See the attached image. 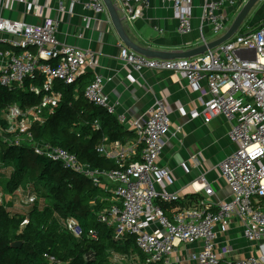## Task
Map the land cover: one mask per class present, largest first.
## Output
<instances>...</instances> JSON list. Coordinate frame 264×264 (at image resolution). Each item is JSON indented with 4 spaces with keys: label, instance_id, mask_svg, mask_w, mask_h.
I'll return each mask as SVG.
<instances>
[{
    "label": "built area",
    "instance_id": "built-area-1",
    "mask_svg": "<svg viewBox=\"0 0 264 264\" xmlns=\"http://www.w3.org/2000/svg\"><path fill=\"white\" fill-rule=\"evenodd\" d=\"M52 1L58 4L61 12L66 3L82 2ZM131 1L136 5L142 0ZM161 1L172 4L177 32H191L192 0ZM27 2L0 0V9H9L13 3L25 5ZM246 2L202 0L201 26L207 25L213 34H221L228 22L226 7L239 10ZM86 6L96 15L106 13L101 0H86ZM141 15V8H128L129 19L135 20ZM56 28V21L50 17L37 25L0 19V34L7 36L1 41L11 48L3 53L6 62L0 68V85L11 90L21 86L32 75H38L43 79L42 89L47 92L42 103L28 110L25 114L27 118L17 125L21 132L28 128V118L40 121L43 108L56 107L60 102L61 94L54 91L56 82L73 86L93 64L91 51L60 44L55 38ZM201 40L206 43L202 33ZM119 60L126 69L179 74L191 86L205 81L207 101L201 111L191 112L190 117L200 118L204 124L222 117L230 126L229 137L236 144V149L219 165L220 174L232 191L230 200L210 201L213 190L203 184L202 189L208 199L200 200L195 207L177 210L171 218L156 204L157 201L172 204L179 200L177 195L164 189L155 190V185L163 186L170 180V172L158 165L164 148L163 137L170 127L166 106L160 101L149 108L143 122L131 123L130 129L136 135L133 143L107 145L106 139H103L97 147L101 155L117 163L119 168L115 170L83 165L76 156L61 148L49 146L43 141L34 142L29 134L26 142L36 154L60 162L64 169L83 175L95 187L112 194L115 203L99 214L100 222L114 228L116 240L132 236L148 264H172L171 256L178 245L192 246L197 243H201L200 250L190 256L189 264H221L222 258L216 251V228L228 226L233 218L241 223L247 242L255 244L263 241L264 19L258 27L237 33L224 44L192 59H147L122 47ZM102 88L103 79L97 75L85 88V99L113 115L120 125L124 124L125 116L116 112L115 106L103 95ZM33 91L37 93L38 89ZM7 116L12 121L24 117L14 107L8 108ZM94 127L99 128L97 123ZM14 143L19 144L20 139H15ZM139 147L140 158L134 160ZM66 228L77 238L82 235L80 226L72 218L66 220ZM89 236H94V233L90 231ZM50 261L53 262L52 259ZM225 264H264V251L261 258L249 257Z\"/></svg>",
    "mask_w": 264,
    "mask_h": 264
},
{
    "label": "crops",
    "instance_id": "crops-1",
    "mask_svg": "<svg viewBox=\"0 0 264 264\" xmlns=\"http://www.w3.org/2000/svg\"><path fill=\"white\" fill-rule=\"evenodd\" d=\"M116 2L121 8L127 7L123 14L127 18L129 38L145 48L182 52L202 45L201 33L206 43L220 35L213 34L207 25L201 26L202 0L191 1L192 29L188 34L177 32V21L169 2L142 0L136 5L131 0ZM262 4L264 8V0ZM134 7L141 8L142 15L131 20L128 18V8ZM226 9L227 28L240 9L236 10L231 6ZM47 17L57 23L55 38L60 44L93 53V64L80 78L88 75L92 81L97 75L102 77L103 95L115 106L117 113L125 116V123L121 124L127 132L124 145L133 143L136 139L135 133L130 129L133 121L143 122L147 111L156 101L166 106L170 127L163 137L164 148L158 165L170 172V180L163 186L155 185V190L164 189L179 198L177 203H172V209L165 211L166 216L171 218L177 210L195 207L200 200L208 199L202 189L203 184L209 185L213 190L210 201L218 203L230 200L232 191L219 170L221 162L236 149V144L229 137L230 126L222 117H216L208 124H204L200 118L190 117L191 112L201 111L207 101L205 81L191 86L179 74L136 71L129 67L126 69L119 60L122 43L107 12L94 14L87 8L86 0L79 4L66 3L63 12L59 11L58 4L52 0H28L25 5L13 3L9 9H0V19L21 21L28 25L41 24ZM263 19L264 13L254 20L255 24L254 21L249 24L250 29L258 27ZM240 32L242 31L239 29L238 33ZM2 38L7 39V36L0 34V48L7 49H0V68L6 62L3 53L11 49L1 41ZM135 153L133 159L139 160L141 147ZM10 198V201L19 199L21 207L26 203H23L20 194ZM29 205L32 206L28 204L23 212L28 210ZM216 233V251L222 258L221 264L262 257L264 240L255 244L247 242L242 234V225L237 219H231L226 227H217ZM200 247L201 243L192 246L178 245L171 256L172 264H189L190 256L200 250Z\"/></svg>",
    "mask_w": 264,
    "mask_h": 264
},
{
    "label": "trees",
    "instance_id": "trees-1",
    "mask_svg": "<svg viewBox=\"0 0 264 264\" xmlns=\"http://www.w3.org/2000/svg\"><path fill=\"white\" fill-rule=\"evenodd\" d=\"M90 83L88 75L73 86L56 82L54 91L61 94L60 102L43 108L40 121L28 118L24 132L17 125L47 94L42 77L32 75L11 90L0 85V195L20 194L25 205L32 204L25 212L13 213L0 203V264H148L132 236L116 240L114 228L100 222L99 214L115 203L112 194L95 187L83 175L64 169L60 162L36 154L26 142L29 134L34 142L61 148L83 165L118 169L117 163L101 155L97 147L103 139L107 145L124 144L127 132L113 115L85 99ZM10 107L24 117L10 120ZM15 139L20 143L15 144ZM157 204L165 215L174 205ZM70 218L82 230L79 238L66 228ZM90 231L94 236H89ZM14 242H21V247L11 248Z\"/></svg>",
    "mask_w": 264,
    "mask_h": 264
},
{
    "label": "water",
    "instance_id": "water-1",
    "mask_svg": "<svg viewBox=\"0 0 264 264\" xmlns=\"http://www.w3.org/2000/svg\"><path fill=\"white\" fill-rule=\"evenodd\" d=\"M109 20L115 30L119 40L122 43V47L137 54L143 56L147 59H158V60H178V59H192L197 56H201L209 50H213L218 46L229 41L234 37L239 29L243 26L248 15L254 10V8L261 3L263 0H247V2L242 6L239 12L234 17L231 24L225 29V31L220 34L214 40L202 44L196 48L187 51H158L151 48H145L134 43L128 36L126 22L127 18L123 14L127 11V7L121 8L116 0H101ZM122 3L128 0H120ZM11 248L19 249L21 247V242H14L10 245Z\"/></svg>",
    "mask_w": 264,
    "mask_h": 264
},
{
    "label": "rangeland",
    "instance_id": "rangeland-1",
    "mask_svg": "<svg viewBox=\"0 0 264 264\" xmlns=\"http://www.w3.org/2000/svg\"><path fill=\"white\" fill-rule=\"evenodd\" d=\"M263 2V1H262ZM262 2L259 3L255 8L254 10L248 15L246 21H245V24L243 25V27L240 28L241 31H249L250 29V23H252L254 20H257V17H261L262 14L264 13V8L262 7ZM256 22L254 21V24ZM8 198V199H7ZM10 197L9 196H5V198H2V203L8 207H10V209L12 210V212H23V208L25 209L27 205H25L24 203V206L22 204L23 207H21V203L19 199H14L12 201H10ZM10 203H12L13 205H11ZM27 204V203H26ZM13 208V209H12Z\"/></svg>",
    "mask_w": 264,
    "mask_h": 264
}]
</instances>
